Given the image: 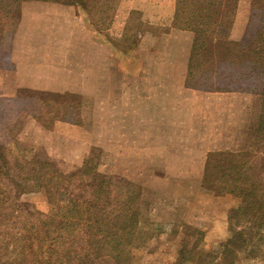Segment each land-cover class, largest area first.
<instances>
[{"label":"trees","instance_id":"obj_1","mask_svg":"<svg viewBox=\"0 0 264 264\" xmlns=\"http://www.w3.org/2000/svg\"><path fill=\"white\" fill-rule=\"evenodd\" d=\"M23 1L0 0V28L20 12ZM44 1L81 7L87 2ZM237 2L176 0L173 25L193 32L187 83L206 90L249 92L259 97L260 105L252 148L209 152L203 167L204 189L239 199L227 215L230 237L216 253L204 254L197 250L204 234L185 225L171 264H190L194 255L195 264H234L240 251L248 256L264 251V0H251L244 34L233 41L229 32ZM132 41L137 44L135 36ZM41 94L56 104L60 120L80 121V102H71L80 100L78 94ZM19 151L13 154L0 142V264H95L101 256L130 264V248L147 239L139 225L137 185L126 181L116 188L113 177L99 170L100 151L95 148L70 173L31 150ZM41 190L46 206L31 210L21 196Z\"/></svg>","mask_w":264,"mask_h":264},{"label":"crops","instance_id":"obj_2","mask_svg":"<svg viewBox=\"0 0 264 264\" xmlns=\"http://www.w3.org/2000/svg\"><path fill=\"white\" fill-rule=\"evenodd\" d=\"M113 3L108 17V0H87L86 7L21 2L10 55L16 80H37L29 85L60 93L74 90L57 80H84L85 97L91 100L99 92L101 117L115 110L114 147L137 150L133 155L146 158L147 165L165 166L175 158L177 166L201 165L196 177L202 179L209 152L248 149L260 99L249 92L206 90L187 83L193 32L173 25L176 0ZM248 18L246 11L236 9L229 39L242 37ZM107 19L112 25L103 28ZM132 22L135 30L129 28ZM140 22L147 29L136 28ZM30 25L43 28L35 30V35L48 38L43 44L22 43ZM112 34L121 38L122 46L109 40ZM133 36L137 44L132 41L123 49L124 38ZM95 80L99 90L92 89ZM180 170L181 179L188 177L189 172Z\"/></svg>","mask_w":264,"mask_h":264},{"label":"rangeland","instance_id":"obj_3","mask_svg":"<svg viewBox=\"0 0 264 264\" xmlns=\"http://www.w3.org/2000/svg\"><path fill=\"white\" fill-rule=\"evenodd\" d=\"M113 1L108 0V17L111 9L115 7ZM237 1L240 12L246 11L249 16L251 0ZM19 19L18 13L12 17L7 26L0 28V142L11 147L13 154L20 155L19 149L31 150L39 159L52 161L63 173H70L79 168L91 149L95 148L100 151L99 170L113 177L116 188H120L126 181L137 185L140 189L139 225L147 239L140 247L130 248V264L173 263L184 237L185 225L197 228L204 234L197 249L199 252L214 254L219 251L220 245L230 237L228 211L232 205L239 203V199L231 194H217L204 189L201 186V179L196 177L201 165L177 166L173 163L176 161L175 158L165 166L147 165L146 158L143 160L135 158L136 155L133 154H137V150L114 147L115 110H111L112 116L101 117L99 92L93 93L91 100L85 97L84 80H57L58 83L66 81V85L74 90L63 93H75L80 96V100H71L73 103L80 102L79 115H77L80 121L74 123L60 120V114L54 109L56 104L54 105L51 99L44 100L45 94H41L49 91H41L29 85L37 80H16L10 55ZM110 20L103 22V28L112 25ZM147 27L142 23L140 30ZM129 28L135 30V24L133 26L132 22ZM36 29L43 28L30 25L24 29L23 44L41 45L48 39L43 35H35ZM33 31L34 35H32ZM108 38L118 47L121 46L120 37L112 34ZM140 39L142 41L143 37L141 36ZM123 42H125L124 46H131L132 37L124 38ZM77 58L81 59L79 56ZM95 81L92 89L99 90V82ZM102 112L105 115V109ZM258 113L259 108L255 113V120ZM103 139L105 148H100ZM252 144L253 138L249 149L252 148ZM111 145L112 148L107 147ZM257 155L260 156V151ZM180 168L189 172L185 179L180 178L184 175L177 174L182 173ZM21 200L27 203L31 210L44 209L46 206L43 190L23 194ZM196 260L197 257L194 255L192 263L195 264ZM95 264H116V262L110 256H101ZM234 264H264V251L254 256H248L240 251L238 260Z\"/></svg>","mask_w":264,"mask_h":264}]
</instances>
